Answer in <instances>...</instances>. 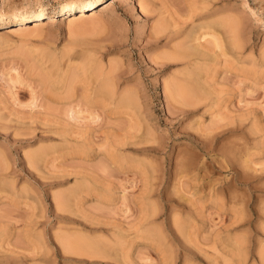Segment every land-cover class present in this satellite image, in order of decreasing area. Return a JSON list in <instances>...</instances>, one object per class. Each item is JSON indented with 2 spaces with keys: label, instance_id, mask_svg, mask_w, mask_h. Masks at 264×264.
I'll return each instance as SVG.
<instances>
[{
  "label": "rangeland",
  "instance_id": "rangeland-1",
  "mask_svg": "<svg viewBox=\"0 0 264 264\" xmlns=\"http://www.w3.org/2000/svg\"><path fill=\"white\" fill-rule=\"evenodd\" d=\"M86 1L0 0V264H223L211 249L212 235L222 216L246 207L247 217L241 221L239 212L241 223L228 234L242 238L241 252L230 256L237 264H264L258 236L264 0L209 2L227 14L239 11L242 27L227 30L226 56L214 62L215 82L196 76L206 85L196 80L194 87L192 77L182 76L188 65L156 62L168 46L166 38H152L156 23L168 25L164 34L181 25L189 0H142L145 11L140 0H105L26 20L23 29L14 26L21 21L1 23L40 7ZM195 3L199 11L203 3ZM173 74L186 91L197 88L187 100L205 101L189 102L193 107L180 101L183 95L170 98L163 86ZM220 109L235 121L220 119ZM238 113L249 117L240 121ZM253 119L262 126L260 135L249 133ZM246 150L256 175L252 165L242 166ZM243 170H251L246 179ZM219 186L227 204L220 220L211 197ZM195 219L204 220L195 222L199 232Z\"/></svg>",
  "mask_w": 264,
  "mask_h": 264
},
{
  "label": "bare ground",
  "instance_id": "bare-ground-1",
  "mask_svg": "<svg viewBox=\"0 0 264 264\" xmlns=\"http://www.w3.org/2000/svg\"><path fill=\"white\" fill-rule=\"evenodd\" d=\"M142 0H140V2H141ZM188 1V0H187ZM190 1H192V0H189L188 2H189V11L187 12V15H188V17L186 16V19L181 23V25L179 26L178 24V27L175 25L174 27H176V28H172L173 30H171V31H169L168 33H166V34H164V33H162V32H165V31H163L165 28L167 29V27H166V25H165V27H164V25L162 24V22L159 24H155V26L154 27H152V28H154L155 29V32H154V37L152 36V38H153V40H155V41H161L162 39H163V37L164 38H166V41L164 42V44L163 45H165V46H168L167 47V49H168V51H167V49L165 50V51H163L162 52V54L161 53H159V55L158 56H156V58H158V60L156 61L157 63H159V64H161V66H165V65H169V64H176V63H178V62H180V63H183L185 66L186 65H188V68L186 69V71L184 72H182V76L185 74L186 75V78L187 77H192L193 79V82L194 81H196L197 80V77L196 76H198V78H200V79H202V80H204V78L206 79V78H209L210 79V81L212 82V81H214V80H216V79H214V78H212V77H216V76H214L215 74H214V71H216V69H217V67L216 66H218V65H215L214 66V62H216L217 61V59H218V61L220 60L218 57H220V56H222V55H225L226 53V51H225V47H224V45H226V38H227V30H228V28H234V29H237V28H239V29H237V30H240L241 29V27H242V22H241V19H242V14L239 12V11H237V12H234V13H232L231 12V14L229 13V14H227V12H225V9L223 8V9H211L210 8V4H209V2L211 1V3H212V1L213 0H200V3L202 4V5H200L201 7H200V10L198 11V5L196 6V3H195V5H193V1H195L196 2V0H193L192 1V4H190ZM103 2H105V0H89V1H86V2H83V3H80V2H73V3H71V4H69V5H63L62 7H60V8H57V7H54V8H52V9H47V8H45V7H40L39 9H37L36 11H34V12H32V13H24V14H22L21 16H19V17H16V18H11V17H5V18H1V23L2 24H8L9 22H16V21H21L20 23H18V24H15L14 26H16V28L17 29H23L24 27H25V24H22L24 21H26V20H31V19H33V18H37V17H40V16H47V15H49V14H52L53 15V13H56V12H66V11H70L71 9L70 8H72V10L73 9H81V8H83L84 6H88V7H91V6H93V5H100L101 3H103ZM142 3V2H141ZM198 4V3H197ZM192 7H191V6ZM208 6H209V8H208ZM141 9L142 10H144L145 11V9H144V7H143V3L141 4ZM227 11V10H226ZM79 12H81L80 14H81V16H86V12H84L83 10H80ZM189 13V14H188ZM165 21V20H164ZM166 22V21H165ZM164 23V22H163ZM163 26V27H162ZM168 26V25H167ZM164 28V29H163ZM232 28V29H233ZM181 39V41H178V40H180ZM228 39V38H227ZM236 43H237V40H236ZM235 43V44H236ZM234 44V45H235ZM238 45V44H237ZM240 45V44H239ZM235 47V46H234ZM240 47V46H239ZM236 48H238L237 46H236ZM167 51V52H166ZM161 54V55H160ZM226 56V55H225ZM224 56V57H225ZM217 61V62H218ZM55 63V62H54ZM87 63V62H86ZM221 63V62H220ZM219 63V64H220ZM84 64V63H83ZM218 64V63H217ZM84 66H85V64H84ZM168 67V66H167ZM187 67V66H186ZM185 67V68H186ZM214 67H216V69L214 70ZM185 70V69H184ZM177 72V71H176ZM75 73V72H74ZM174 73V72H173ZM178 73H179V71H178ZM184 73V74H183ZM51 74V73H50ZM64 74V73H63ZM181 74V73H180ZM205 75V77H204V75ZM53 75V74H52ZM55 75H56V72H55ZM58 75V74H57ZM70 75V74H69ZM179 74H173V78H171L170 79V77L172 76V75H170V77H169V81H164V92H166V93H168V96H170L171 95V97L170 98H173V97H175L176 95H180V97H181V95H183V96H187V98L186 97H183V98H186V99H184V101H183V99H182V97H181V100L180 101H182V102H186V100L188 99V92H190V91H193L192 89H194V88H192V89H190L189 91H186L185 89H189V88H187L188 86H184V80H183V82H178L177 81V76H178ZM203 75V76H202ZM60 76H62V75H60ZM59 76V77H60ZM71 76H73V75H71ZM74 76H75V74H74ZM44 77V76H43ZM54 77V76H53ZM56 77V76H55ZM54 77V78H55ZM69 77V76H68ZM180 77V76H179ZM195 77V78H194ZM181 78V77H180ZM183 78V77H182ZM181 78V79H182ZM185 78V77H184ZM188 78V79H189ZM217 78V77H216ZM69 79V78H68ZM74 79H75V77H74ZM73 79V80H74ZM212 79V80H211ZM192 80H191V82H192ZM207 80V79H206ZM206 80H204L205 82H206ZM71 81V80H70ZM180 81H182V80H180ZM188 81H190V80H188ZM188 81H186L185 80V82H187L188 83ZM198 81V80H197ZM204 81H198V83H203L204 85H206V83H204ZM66 82V81H65ZM190 82V83H191ZM215 82V81H214ZM214 82H212V83H214ZM68 83H70V82H68ZM67 83V84H68ZM73 83V82H72ZM183 83V84H182ZM187 83H186V85H187ZM190 83H188V84H190ZM193 84V83H192ZM191 84V86H197L196 84H195V82H194V85H192ZM216 84V83H215ZM214 84V85H215ZM200 84H198V86H199ZM202 85V84H201ZM203 85V86H204ZM71 86H73V85H71ZM70 86V87H71ZM186 87V88H185ZM190 87V86H189ZM200 87H202V86H199L198 88H200ZM213 87H215V86H213ZM212 87V88H213ZM72 88V87H71ZM195 89H197V88H195ZM194 89V90H195ZM215 90V89H214ZM195 91H197V90H195ZM187 92V93H186ZM186 93V94H185ZM218 95V97H220V95L219 94H217ZM128 96V95H127ZM173 96V97H172ZM196 96V95H195ZM199 96V95H198ZM200 97V96H199ZM198 97V99L199 100H197V97H195L196 99H193V101L192 100H187V104L190 102V104L192 103V102H195L194 100H197V102H195L194 104L195 105H197V104H201V103H199V102H201V101H205V98L203 99L202 97H200L199 98ZM217 96H216V98L217 99H219ZM215 98V97H214ZM215 98V100H217ZM221 98V97H220ZM201 99V100H200ZM203 99V100H202ZM226 99V98H225ZM224 99V100H225ZM120 100H122V98L120 99ZM221 101H222V99H220ZM223 100V101H224ZM123 101V100H122ZM175 101H177V100H175ZM192 101V102H191ZM218 101V100H217ZM222 101V103H223V105H226L227 103L226 102H228V100L225 102V104H224V102ZM214 101H212V103H213ZM123 103V102H122ZM128 103V105H129V102H127ZM126 103V104H127ZM197 103V104H196ZM216 103H219V105H220V101L219 102H216L215 101V105H216V107H217V105L218 104H216ZM190 104H188V105H190ZM210 105H212V104H210ZM213 105H214V103H213ZM212 105V106H213ZM218 105V106H219ZM190 106H193V107H195L193 104L192 105H190ZM227 106V105H226ZM226 106H225V109H227L228 108V106H227V108H226ZM249 106V105H248ZM247 106V108H248V110L246 111L247 112V114L246 115H248V111H250L249 110V107ZM222 109H224V107H222V106H220ZM246 107V106H245ZM218 108V107H217ZM262 108V107H261ZM222 109H220L221 110V112H220V110H219V114H218V117L219 116H221V117H219L220 119H222L223 118V115L224 116H228L229 114H224L223 112H225L224 110H222ZM250 109H251V107H250ZM229 109H227L226 111H228ZM254 110V109H253ZM263 110H264V107H263ZM252 111V110H251ZM257 111V110H256ZM241 112H243V110L242 111H240V113ZM252 112H254V111H252ZM221 113H223V114H221ZM226 113V112H225ZM240 113H238L237 115L239 116V114ZM251 113V112H250ZM244 114L245 113H243L242 115L244 116ZM253 114V113H252ZM251 114V115H252ZM257 114V113H256ZM263 114H264V111H263ZM250 115V114H249ZM255 115V114H254ZM254 115H252V116H254ZM257 116H258V114L256 115V116H254V117H256L257 118ZM260 116V115H259ZM258 116V117H259ZM230 117V115L227 117V119ZM232 117V116H231ZM240 117V121L241 120H245L246 121V119H247V117H249V116H246V119L243 117V119H242V116L240 115L239 116ZM254 117H252V118H254ZM261 117H263V116H261ZM234 117H232V119H233ZM237 118V117H236ZM264 118V117H263ZM238 119V118H237ZM250 119V118H249ZM258 119H260V118H258ZM228 120H230V118L228 119ZM251 120V119H250ZM230 121H235L234 119L233 120H230ZM261 119H260V123H261ZM258 122L259 121H257V123H256V119H255V122H254V119H253V125H254V128H253V126H249L250 127V130H249V133L251 132V135L253 134L252 133V131H255V133L256 132H258V134L260 135V133H262V126L261 127H259L260 125L258 124ZM242 123H244V122H242ZM250 123V122H249ZM263 123H264V121H263ZM251 125V124H250ZM264 126V125H263ZM248 127V128H249ZM253 128V130H252V128ZM264 128V127H263ZM255 129V130H254ZM264 130V129H263ZM247 131H248V129H247ZM246 131V132H247ZM261 131V132H260ZM257 134V133H256ZM246 135V134H245ZM250 135V134H249ZM253 135H255V134H253ZM264 135V134H263ZM262 135V136H263ZM262 136H259V137H262ZM248 137V136H247ZM246 137V138H247ZM260 138H256V140H257V144H258V140H259ZM263 139V138H262ZM240 143V142H239ZM243 143V142H242ZM255 144H256V142H255ZM257 144L255 145V146H257ZM261 145H258L259 146V148L260 149H262L263 150V152H264V141H262L261 140V143H260ZM250 145V144H249ZM246 146H248L247 145V142H246ZM245 146V148L247 149V147ZM252 146V145H251ZM250 146V148L252 149V147ZM249 147H248V151H249V149H250ZM257 148V147H256ZM258 148V150H260ZM244 149V148H243ZM253 150V149H252ZM256 151H257V149H256ZM256 151H255V153H256ZM249 152H251V150L249 151ZM262 152V151H261ZM260 152V153H261ZM243 153V152H242ZM246 153H247V150H246ZM252 153H254V152H252ZM258 153L259 152H257V155H258ZM259 153V154H260ZM252 154L251 153H247V154H245V156L246 157H244L243 156V158L245 159V161H244V159H243V162H245V164H242V166L243 165H245L246 166V164L247 163H251L253 160H252V156H251ZM254 155H256V154H254ZM256 155V156H257ZM117 156V155H116ZM241 156V155H240ZM263 156V155H262ZM261 156V157H262ZM118 157V156H117ZM264 157V156H263ZM241 159V158H240ZM259 159V158H258ZM260 160V159H259ZM263 159H261V167H263ZM241 163H242V160L240 161ZM254 162H255V160H254ZM240 163V164H241ZM258 163V162H257ZM222 165V164H221ZM252 165V164H251ZM251 165H249V164H247V166H251ZM255 165H257L256 164V162H255ZM247 166H246V168H247ZM254 165H252V167H253ZM260 166V165H259ZM256 167V166H255ZM255 167H253L254 168V173H255V175H256V172H255ZM248 168H250V167H248ZM238 169V168H237ZM243 169V168H242ZM258 169V168H257ZM244 170H245V167H244ZM243 170V172L245 173V175H246V172ZM247 170H249V169H247ZM246 170V171H247ZM260 170H263L264 171V169L262 168H259V171ZM239 173L241 172L240 170L238 171ZM242 172V176L244 175V173ZM248 172V171H247ZM258 172V171H257ZM249 173H251V170H250V172H248V175H249ZM241 174V173H240ZM248 175H246L247 177H245V176H243L242 177V179L245 177V179L246 178H248ZM254 175V176H255ZM261 175V174H260ZM259 175V176H260ZM236 176H238L237 174H236ZM241 176V175H240ZM252 176V175H251ZM261 177V176H260ZM240 178V177H239ZM258 178V177H257ZM252 179H253V177H252ZM247 180H249V179H247ZM261 180V179H260ZM260 180L258 181V182H260ZM232 181H233V179H232ZM239 181V180H238ZM241 181V180H240ZM253 181V180H252ZM254 181H255V178H254ZM231 182V181H230ZM233 182H237V180H234ZM242 182V181H241ZM243 182H245V180L243 181ZM251 182V181H250ZM246 183H247V181H246ZM255 183H256V186L257 187H259L257 184V182L255 181ZM211 184H214V183H211ZM217 184V183H216ZM230 184H232V182L230 183ZM229 184V185H230ZM244 184V183H243ZM215 185V184H214ZM225 185V184H224ZM228 185V186H229ZM235 185H236V183H235ZM213 186V185H212ZM211 186V187H212ZM216 186H218V185H216ZM231 186V185H230ZM233 186H234V183H233ZM246 187H248L247 185H245ZM252 186V185H251ZM250 186V187H251ZM225 187V186H224ZM257 187H253L255 190H256V188ZM260 187H261V185H260ZM260 187L258 188V189H260ZM252 188V187H251ZM252 188V189H253ZM263 188V187H262ZM211 189H213V188H210V190ZM219 189H222V188H220V186H219V188L218 189H216V188H214V192H211V193H213V195L214 196H211V197H214L213 199H214V201L212 202V211H214V212H212V213H214V215H217V218L220 216H222V215H224L223 213H226L227 211V208H226V205L227 204H224V203H222V201L221 200H225V198H226V196H223L224 197V199H221L222 198V196H221V198H220V196H218V190ZM245 189V188H244ZM249 189V188H248ZM251 190V189H250ZM212 191V190H211ZM222 191H224V190H221V192H219V193H222ZM246 191H248V190H246ZM253 191V190H252ZM263 191H264V189H263ZM225 192V191H224ZM259 192V191H258ZM261 192V191H260ZM259 192V193H260ZM246 193V192H245ZM248 193H250V192H248ZM224 194V193H223ZM257 194V193H256ZM264 194V193H263ZM245 196L246 195H248V194H244ZM243 195V196H244ZM251 195V194H250ZM259 195V194H258ZM262 197H263V195H261ZM246 199H245V201L247 200V196L245 197ZM251 198H252V196H251ZM260 198V197H259ZM264 198V197H263ZM210 199H212V198H210ZM232 199V198H231ZM233 199H235L234 197H233ZM188 200V199H187ZM192 200V199H191ZM259 200V199H258ZM233 201V200H232ZM251 201V200H250ZM221 202V203H220ZM225 202V201H224ZM244 197H243V200H242V202L240 203L241 205L242 204H244V207H245V203L246 202H244ZM261 202H262V199H261ZM260 202V203H261ZM230 203H233V202H231V200H230V202H228V204H230ZM235 203V202H234ZM259 203V204H260ZM263 203H264V200H263ZM247 204V203H246ZM232 205V204H231ZM231 205H229V206H231ZM233 205H235V204H233ZM239 205V204H238ZM238 205L236 206V208L238 207ZM193 206V205H192ZM196 206V205H195ZM211 206V205H210ZM229 206H227L228 208H229ZM194 207V206H193ZM235 207V206H234ZM233 207V208H234ZM242 207V206H241ZM257 207H259V206H257ZM211 208V207H210ZM231 208V207H230ZM246 208H248V207H246ZM245 208V209H246ZM235 209V208H234ZM233 209V211L235 212L236 210H238L237 212H238V214H239V212L241 213V214H239V215H241L242 216V220H241V216H240V220L241 221H244L243 219H244V216L245 217H247L245 214H247L248 215V212L246 213V211H245V213H244V211L243 210H245V209H242V212H241V210L239 211V208H237L236 210H234ZM144 210V209H143ZM143 210H142V221L144 220V216H143ZM191 210V209H190ZM189 210V211H190ZM204 210V209H203ZM228 210H230V209H228ZM246 210H248V209H246ZM198 211V210H197ZM231 212H232V208H231V210H230ZM229 211V212H230ZM236 212V213H237ZM242 213H244V214H242ZM189 214V213H188ZM196 214H198V213H196ZM229 214V213H228ZM227 213H226V216H225V219H224V216H222V218H221V221H222V223H221V225L220 224H217L218 225V228L220 227V230H218L217 231V229L215 230V227L213 226V229L215 230V232L216 233H214L213 235L211 234L212 232H210V234L212 235V242L209 240L208 241V239H209V237H208V239H207V237H205L206 235H204V238L206 239L205 241H207V242H211V249L212 250H214L215 252H214V254H215V258L217 259V256L218 255H220L222 258H223V262L225 263V264H237L236 263V261H234V259H231V256L230 255H233L234 253H235V255H239V253L241 252L240 251V246H242L243 244H241V243H243V240H242V238L240 239V240H242V242L239 240V239H237V238H235V237H237V235H233V237H234V241L228 236V234L231 232V231H233V229H231V227L232 226H234L235 224H238V222H240L241 223V221H239V218H238V214H234V216L231 218V216H229ZM258 214H259V218L258 219H261V221L263 222V224H261V226H260V235H258V236H260V244L259 243H257V244H259V246L261 247V249L264 251V206H261L260 205V209L258 210ZM201 215V214H200ZM230 215H232V214H230ZM249 215H250V213H249ZM251 216V215H250ZM188 217V216H187ZM212 217H213V215H212ZM220 217L218 218L219 220H220ZM191 219V218H190ZM212 219V218H211ZM215 219V218H214ZM214 219H212L213 220V222H214ZM229 219V221H228V223H227V220ZM246 219V218H245ZM248 219H250L251 220V217L249 218V216H248ZM192 220H194V219H192ZM200 220V223H201V221L203 220V219H199ZM198 219H195V221L193 222V224H195V222H197V221H199ZM218 220V221H219ZM190 221V220H189ZM204 221V220H203ZM259 221V220H258ZM220 222V221H219ZM189 223H191V221L189 222ZM196 224H198V223H196ZM196 224L195 225H193V226H195L196 227ZM204 224V223H203ZM213 224H216V221H215V223H213ZM220 225V226H219ZM190 226H191V224H190ZM200 226V225H199ZM203 225H201V227H202ZM211 226V227H212ZM195 227H194V229H195ZM201 227H199V228H201ZM192 229H193V227H191ZM257 228H258V226H257ZM196 229H198V227H196ZM146 230H147V228H146ZM145 230V231H146ZM188 230V229H187ZM201 230V229H200ZM213 230V231H214ZM198 232H199V229L197 230ZM196 231V233H198ZM235 231V230H234ZM222 232L223 233H226V235H223L222 234ZM195 233V234H196ZM187 235V234H186ZM197 235V234H196ZM203 236V235H202ZM257 236V237H258ZM196 237V236H195ZM199 236H197L196 238H198ZM239 237V236H238ZM186 238H187V236H186ZM195 238V239H196ZM210 238H211V236H210ZM229 240H228V239ZM257 240H258V238H257ZM198 243H200L199 241H201V240H196ZM233 241V242H232ZM259 241V240H258ZM194 243V242H193ZM213 244V245H212ZM208 245V244H207ZM205 246H206V244H205ZM235 247V252H232L233 251V249L231 250L230 248L231 247ZM198 247V246H197ZM201 247V246H200ZM259 247V248H260ZM243 248V247H242ZM241 248V249H242ZM259 248H258V251H259ZM202 249V248H201ZM260 251L261 253V256H263L264 255V253H263V251ZM200 251V250H199ZM203 252V251H202ZM212 252V251H211ZM211 252H210V254H211ZM263 253V254H262ZM197 254V253H196ZM206 255V254H205ZM207 255H209V254H207ZM212 255H213V252H212ZM212 255H209V257H211ZM202 257V256H201ZM208 257V256H207ZM212 258V257H211ZM240 258H241V256H240ZM264 257H262V259H263ZM209 259V258H208ZM220 259V258H219ZM201 260V259H200ZM213 260H215L214 258H212V261ZM203 261V260H202ZM209 261V260H208ZM219 261V260H218ZM242 261V260H241ZM215 262V264H218L216 261H214ZM243 262V261H242ZM262 262V261H261ZM263 262H264V259H263ZM209 263H211V261H209ZM223 263V264H224ZM211 264H213V263H211Z\"/></svg>",
  "mask_w": 264,
  "mask_h": 264
}]
</instances>
